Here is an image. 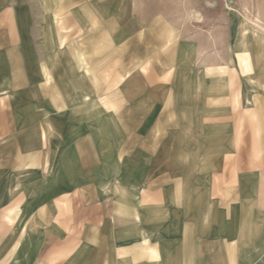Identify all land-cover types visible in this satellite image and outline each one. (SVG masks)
<instances>
[{
  "label": "rangeland",
  "instance_id": "rangeland-1",
  "mask_svg": "<svg viewBox=\"0 0 264 264\" xmlns=\"http://www.w3.org/2000/svg\"><path fill=\"white\" fill-rule=\"evenodd\" d=\"M263 52L264 0H0V264L179 201L182 264H264Z\"/></svg>",
  "mask_w": 264,
  "mask_h": 264
},
{
  "label": "crops",
  "instance_id": "crops-1",
  "mask_svg": "<svg viewBox=\"0 0 264 264\" xmlns=\"http://www.w3.org/2000/svg\"><path fill=\"white\" fill-rule=\"evenodd\" d=\"M232 71L229 77L230 84L234 81ZM62 85L66 87V84ZM236 98L238 96H235ZM179 199H182V196L179 195ZM168 208L170 212L178 211L179 216H175L177 213L165 216L162 212L151 216V221L141 222L138 220L139 217L135 218L132 215V208L114 206L116 211L114 228L109 229V232L112 231L109 233L112 243L110 245V240L106 236V249L100 247L98 250V264H182V257L185 255H182V202L179 201L178 205L169 202ZM101 223L100 221L99 236L102 235L104 225L106 226V223ZM105 230L108 232V229ZM82 248L83 256L77 261L78 264H92L89 237L83 239ZM225 253L228 258L229 253L227 251Z\"/></svg>",
  "mask_w": 264,
  "mask_h": 264
}]
</instances>
